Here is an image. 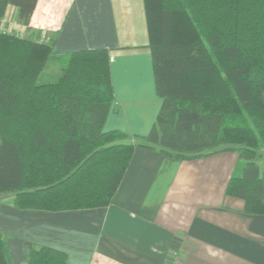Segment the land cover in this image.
<instances>
[{
  "label": "trees",
  "instance_id": "1",
  "mask_svg": "<svg viewBox=\"0 0 264 264\" xmlns=\"http://www.w3.org/2000/svg\"><path fill=\"white\" fill-rule=\"evenodd\" d=\"M38 0H0L28 25ZM155 85L162 101L146 137L105 131L114 104L105 49L66 57L39 84L51 42L0 32V194L22 208L108 207L137 146L182 159L238 153L226 195L264 215V0H144ZM263 163V167L260 165ZM238 173V174H237ZM0 235V264H8ZM28 264H68L30 247Z\"/></svg>",
  "mask_w": 264,
  "mask_h": 264
},
{
  "label": "crops",
  "instance_id": "2",
  "mask_svg": "<svg viewBox=\"0 0 264 264\" xmlns=\"http://www.w3.org/2000/svg\"><path fill=\"white\" fill-rule=\"evenodd\" d=\"M0 32L51 42L55 56L105 49L114 104L105 131L134 142L150 133L162 101L155 85L144 0H38L28 25L8 6ZM244 161L236 152L182 159L137 146L106 208L50 212L0 194L8 264L30 247L68 264H264V215L245 212L226 187ZM262 166V163L260 164Z\"/></svg>",
  "mask_w": 264,
  "mask_h": 264
},
{
  "label": "rangeland",
  "instance_id": "3",
  "mask_svg": "<svg viewBox=\"0 0 264 264\" xmlns=\"http://www.w3.org/2000/svg\"><path fill=\"white\" fill-rule=\"evenodd\" d=\"M65 60L66 58L57 57L55 55H52L47 63L46 69L39 77V80H38L39 84L57 81L58 78L62 75V70L64 68ZM259 163L261 164L262 161H260ZM262 167H263V163H262ZM240 169L241 167L239 166L238 170Z\"/></svg>",
  "mask_w": 264,
  "mask_h": 264
},
{
  "label": "built area",
  "instance_id": "4",
  "mask_svg": "<svg viewBox=\"0 0 264 264\" xmlns=\"http://www.w3.org/2000/svg\"><path fill=\"white\" fill-rule=\"evenodd\" d=\"M118 105H119L118 103L113 104V106H115V107H117Z\"/></svg>",
  "mask_w": 264,
  "mask_h": 264
}]
</instances>
